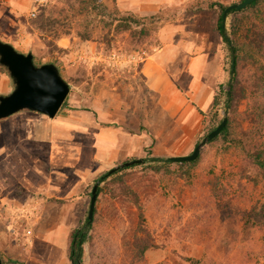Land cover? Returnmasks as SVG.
<instances>
[{
	"label": "rangeland",
	"instance_id": "obj_1",
	"mask_svg": "<svg viewBox=\"0 0 264 264\" xmlns=\"http://www.w3.org/2000/svg\"><path fill=\"white\" fill-rule=\"evenodd\" d=\"M101 1L108 10L97 3L88 17L77 13L75 0H45L35 16L31 0L1 2L9 16L0 18L1 38L32 53L37 66L55 64L71 88L54 119L25 110L44 121L14 130L26 139L16 141L24 154L12 156L14 203L0 205L3 260L72 264L70 235L87 221L94 185L111 169L144 159L122 174L140 196L153 247L144 262L132 263L129 245L138 234V211L100 183L106 189L97 199L83 264H188L187 257L204 264H264V182L244 152L259 140L245 117L234 126L238 138L244 137L241 123L243 131L253 132L243 146L207 142L194 166L174 165L171 172L156 173L147 162L190 155L224 118L232 59L209 3L242 0ZM116 8L157 15L145 43L109 28ZM48 16L58 25L43 31L38 21ZM232 20L228 15V33ZM85 31L90 40L80 36ZM191 58L201 60L197 73L185 72ZM219 95L220 107L214 108ZM246 108L244 100L241 112ZM13 129L0 124V133ZM6 142L0 138V147Z\"/></svg>",
	"mask_w": 264,
	"mask_h": 264
},
{
	"label": "trees",
	"instance_id": "obj_2",
	"mask_svg": "<svg viewBox=\"0 0 264 264\" xmlns=\"http://www.w3.org/2000/svg\"><path fill=\"white\" fill-rule=\"evenodd\" d=\"M79 6L77 13L88 17L92 9L97 3L107 11V7L102 4L101 0H75ZM244 1V0H242ZM241 1V2H242ZM75 4L71 5V8ZM228 6L221 2H210V10L216 12L217 22L216 31L223 38L224 42L229 46L231 59L236 58L235 70L232 73V81L230 90L224 93V108L227 110L228 121L223 131L213 140L223 139L232 144L234 147L244 144L245 136H251L252 130H256V144L253 147H244L246 162L255 170H257L264 182V0H256L241 10H230L229 15L233 16L230 25V32L226 26L224 13ZM112 21L107 23L109 28L114 27L116 33H129L133 41L139 44L145 43L146 39L152 34V25L155 23L156 16L139 17L131 12H122L117 8L109 13ZM57 20L52 16L41 17L38 21V28L43 31H52L56 29ZM80 35L85 40H90L91 32L85 31ZM4 68V67H3ZM247 101V108L241 112L240 106L242 102ZM221 95L215 97L214 108L220 107ZM65 105V102L64 104ZM63 107V106H62ZM245 117L243 120L248 121L252 125V130L243 131L242 123L239 124L242 129L243 138L236 136L235 124L238 117ZM223 121L219 119V124ZM217 124L211 131L215 130ZM210 131V132H211ZM252 132V133H251ZM199 158V157H198ZM189 162L173 163L169 159L162 157H151L147 162L156 173L171 172V168L177 165L181 168L194 166L197 160ZM139 165V164H137ZM132 165L131 167H133ZM126 167L117 170L114 174H104L99 178L101 183L106 184V188L114 194L119 200H126L133 205L138 211V234L133 237L129 245V258L132 263L144 262L145 255L149 249L153 247L152 240L146 236L144 229L146 219L143 212V206L139 194L124 181L123 171L129 169ZM115 176V177H114ZM111 178V179H110ZM114 178V179H113ZM114 186H117L119 193H114ZM99 187L98 197L104 193L105 189ZM92 195V193H91ZM96 211V209H95ZM94 220L87 221L79 228L71 232L69 240V259L72 264H83L85 254V246L91 241V231L93 230ZM136 230V233H137ZM141 233V236L139 235ZM185 261L188 264H204L201 259L187 257ZM4 263V260H3Z\"/></svg>",
	"mask_w": 264,
	"mask_h": 264
},
{
	"label": "water",
	"instance_id": "obj_3",
	"mask_svg": "<svg viewBox=\"0 0 264 264\" xmlns=\"http://www.w3.org/2000/svg\"><path fill=\"white\" fill-rule=\"evenodd\" d=\"M254 1L256 0H244L229 5L224 13L225 21L228 18L230 10L244 9ZM0 65L8 70L14 84V89L10 94L0 96V121L25 110L46 115L51 119L57 116L71 88L69 83L62 77L55 64L51 63L37 66L34 62V55L32 53H21L10 43L0 39ZM235 65L236 58L233 56L231 73L234 72ZM227 121L226 110L223 121L215 130L208 134L204 141H202L190 155L170 157L169 161L173 163L195 161L200 156L202 147L223 131L227 125ZM144 163V159L128 161L111 169L108 174L112 175L121 168ZM100 183L101 182L98 181L92 190L88 213L90 222L94 220ZM0 264H3L1 255Z\"/></svg>",
	"mask_w": 264,
	"mask_h": 264
},
{
	"label": "crops",
	"instance_id": "obj_4",
	"mask_svg": "<svg viewBox=\"0 0 264 264\" xmlns=\"http://www.w3.org/2000/svg\"><path fill=\"white\" fill-rule=\"evenodd\" d=\"M32 1L34 3V0H31V2ZM1 2L20 3L21 0H0V18H5V17L9 18V16H5V13H4L5 6L1 4ZM31 2H29L28 5H30ZM0 39L4 42L11 43L10 41L4 40L3 38H1V36H0ZM199 60H200L199 58L197 59L191 58V61L188 63V66L185 68L186 69L185 72H189L190 70H193L191 73H197L195 72V70H198L201 64V60L200 61ZM13 89H14V84H13V81L8 71L0 65V96L10 94L13 91ZM42 120L43 119L41 117L27 116L23 114L21 111L17 114L10 116L7 120H3L0 122L1 124L5 121L9 123V126H11L12 129L14 128L13 131L11 130V132L0 133V138L2 140H9V142H6L4 144L5 146H1L2 148L0 147V205L4 203H9L10 205L11 203H14V199L10 196V192H9L10 187L13 186V181L12 180L10 181L9 179L10 177L9 173L12 172V167L15 164V160L12 158V156H14L17 153L24 154L23 149L18 147L19 143H16V141L19 139H26V138L25 137L17 138V136L14 134L16 133V131L14 130L15 128H17V126L26 125V123L31 124L32 122H35V123L42 122ZM21 135H24V134H21ZM23 170L24 168L19 170V172ZM20 187L22 188L24 186H20ZM3 264H6L5 260Z\"/></svg>",
	"mask_w": 264,
	"mask_h": 264
},
{
	"label": "built area",
	"instance_id": "obj_5",
	"mask_svg": "<svg viewBox=\"0 0 264 264\" xmlns=\"http://www.w3.org/2000/svg\"><path fill=\"white\" fill-rule=\"evenodd\" d=\"M45 0H34V4H35V7H34V9H33V11H32V16H35V14H36V6L38 5V4H41L42 2H44Z\"/></svg>",
	"mask_w": 264,
	"mask_h": 264
}]
</instances>
